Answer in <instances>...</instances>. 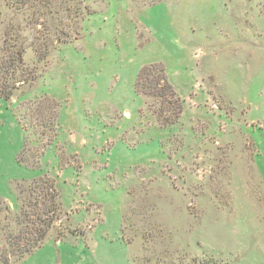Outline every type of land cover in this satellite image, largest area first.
<instances>
[{"label":"rangeland","instance_id":"1","mask_svg":"<svg viewBox=\"0 0 264 264\" xmlns=\"http://www.w3.org/2000/svg\"><path fill=\"white\" fill-rule=\"evenodd\" d=\"M18 1L0 0V48L22 35L25 78L38 70L0 100V264H264V0H87L48 28ZM38 32L55 44L39 63ZM156 63L174 124L136 91ZM57 102L53 130L36 117ZM35 182L59 194L56 220L43 247L2 257Z\"/></svg>","mask_w":264,"mask_h":264},{"label":"trees","instance_id":"2","mask_svg":"<svg viewBox=\"0 0 264 264\" xmlns=\"http://www.w3.org/2000/svg\"><path fill=\"white\" fill-rule=\"evenodd\" d=\"M28 2H32L39 11L38 19L33 22V26H40L43 25V18L45 19V28L50 26V23L53 22L55 17H69L73 20V23L76 20H80L86 17L84 14V9L86 6L87 0H19L21 8L27 6ZM28 8V7H27ZM29 9V8H28ZM2 13L0 11V18ZM43 22V23H41ZM50 22V23H49ZM28 24V22H27ZM63 26H65L63 24ZM13 30V29H12ZM15 32L19 29L14 28ZM62 35L68 37L70 32L67 29H61ZM42 32L35 33L34 40L32 42V46L36 49L38 54L37 62H43V59H46L50 53V50L55 46L52 42H38L39 34ZM16 36L12 33L10 36L12 38L11 43L9 40L6 41L5 45L0 48L2 51L0 54L2 55L0 59V70H9L8 77L3 80L1 77L0 79V100H9L12 99L15 89L18 88L19 83L24 85L29 82H35V78H37V66L34 68L29 69L28 67L24 70L30 75V79L23 73L24 67V60L23 55L26 52V45L24 42H16L19 37L22 38V35L18 34ZM61 35V40H63V36ZM25 49V50H24ZM25 51V52H24ZM3 53V54H2ZM33 74L35 76L33 77ZM39 78V76H38ZM136 91L138 93L142 92V94L148 97H158L163 98L164 102L162 104V110L160 111V118L165 124H174L179 121L182 112H183V102L178 97L176 90L171 85L168 80L166 68L164 65L156 63L149 65L148 67H144L137 79H136ZM176 97V98H175ZM51 101L54 99L50 98ZM60 105L57 102V106H55L56 110L54 113H50L47 117L49 119H41L40 117H36L39 120H43V124L46 127H50L51 129H58L59 125V108ZM43 108V107H42ZM40 111V110H39ZM168 114L170 116H168ZM20 123L21 119L19 118ZM23 125V123H22ZM33 128L36 126L33 125ZM37 182L31 188V195L29 198H24L21 196L22 202L20 212L17 216L16 222L19 223L22 227L18 228L19 233L18 235H14L11 232L9 233V239H11L12 244L8 247L6 243L5 250L1 252V256L8 257L9 252H13L16 256L22 257L28 254H31L35 250L39 249L44 245L45 239L52 229V225L55 222V213L57 210H60L61 203L59 200V196H55L54 191L51 194L50 191L52 190L51 185L49 183H43L41 187H36ZM40 191L47 189V195H39L38 193H34L35 191ZM59 195V194H56ZM50 214L52 216H50ZM15 216V217H16ZM39 226L44 228L40 230ZM25 232L29 234V239L27 244L23 243L25 239ZM8 238V236H7ZM7 262V261H3ZM7 264V263H6Z\"/></svg>","mask_w":264,"mask_h":264},{"label":"crops","instance_id":"3","mask_svg":"<svg viewBox=\"0 0 264 264\" xmlns=\"http://www.w3.org/2000/svg\"><path fill=\"white\" fill-rule=\"evenodd\" d=\"M102 230V229H101ZM118 231V232H117ZM116 233H117V235L116 236H119V230L116 228ZM102 235L104 236V237H108V236H110V234L109 233H106V231H104V230H102ZM96 241H97V243L99 244V238L97 237V232H96ZM120 240V239H119ZM121 243H122V241H120ZM51 245V244H54V243H52V241H49L45 246H47V245ZM122 244H125V243H122ZM43 247V246H42ZM96 247H98V245H96ZM35 251H37V250H35Z\"/></svg>","mask_w":264,"mask_h":264},{"label":"water","instance_id":"4","mask_svg":"<svg viewBox=\"0 0 264 264\" xmlns=\"http://www.w3.org/2000/svg\"><path fill=\"white\" fill-rule=\"evenodd\" d=\"M12 99L15 101L18 100V95L17 96L13 95Z\"/></svg>","mask_w":264,"mask_h":264}]
</instances>
